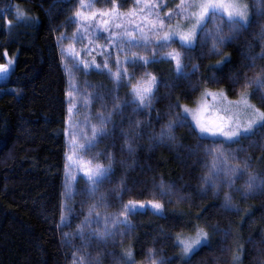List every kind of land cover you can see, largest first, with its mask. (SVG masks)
Instances as JSON below:
<instances>
[{"label":"trees","instance_id":"16d2710c","mask_svg":"<svg viewBox=\"0 0 264 264\" xmlns=\"http://www.w3.org/2000/svg\"><path fill=\"white\" fill-rule=\"evenodd\" d=\"M159 1L153 0L160 5ZM245 1L251 13L248 27L221 48L220 55L206 48L203 56L198 50L193 59H186L189 73L193 64L199 65L194 75L177 80L169 63L147 67L158 80L173 86L160 87L150 108L135 114L126 108L122 117H113L115 130L85 155L105 167L109 163L105 157H110L109 178L95 196H89L83 184L76 182L69 200L64 188L67 78L58 39L62 33L67 36L71 32V20L75 18L72 0H0V64H5V51L15 60L8 77L0 81V264H80L81 257L83 264H129L130 260L151 264L150 249L169 264H183L180 250L174 247L175 236L193 235L194 225L204 228L208 241L191 256L190 264H264V191H249L246 186L249 176L264 180V129L238 144L224 145L225 155L234 157L227 160V165L244 173L231 188L218 184L211 189L202 183L208 175L206 164L213 160L206 155L213 147L211 141L201 140L188 126L174 129L175 140L158 139L180 111L170 105L179 99L181 104L192 106L204 88L223 91L229 100L245 92L256 108L264 111V89L257 90L255 83L244 87L257 74L264 78V59L259 58L264 47L259 37L264 27V0ZM110 2L96 0V5L98 9H110ZM115 3L122 13L131 9L130 0ZM177 3H167L159 12L161 18H166L169 9L174 11ZM17 12L24 15L18 17ZM113 25L112 31L123 30H115ZM133 26L123 19V27ZM92 31L95 33L94 28ZM101 34L108 36L103 29ZM96 43L104 45L106 41ZM87 44V39L80 43L81 57ZM93 56L97 62L102 59L96 53L85 58ZM253 56L257 57L255 61ZM129 72L139 78L143 70L129 68ZM78 77L88 94H107L115 88L107 74L79 72ZM214 79L218 83H213ZM129 92L130 85L122 84L113 94L125 102L130 99ZM106 103L102 108L99 101H94L91 116L111 110L110 96L106 95ZM130 119L141 122L132 136L131 153L124 143V134L132 132ZM108 128L112 129V124ZM162 191H170V195L161 197ZM225 193L232 198L228 209L224 207ZM153 199L164 205L163 217L146 210L128 216L130 228L119 229L123 235L97 239L91 233L102 232L101 225L85 228L84 239L78 235V226L93 205H101L93 213L104 217L118 213L129 200L142 201L150 208L148 201ZM62 206L72 209L70 214L63 213V224ZM129 250L131 258L127 256Z\"/></svg>","mask_w":264,"mask_h":264},{"label":"snow or ice","instance_id":"6c2138e0","mask_svg":"<svg viewBox=\"0 0 264 264\" xmlns=\"http://www.w3.org/2000/svg\"><path fill=\"white\" fill-rule=\"evenodd\" d=\"M96 0H78L74 19L71 23L76 25L77 31L72 37H66L63 33L58 39V44H62L64 40L70 39L82 43L85 39L88 44L84 45V57L71 44L67 49H61L62 59L68 57L71 60V67L65 65V70L69 73V88L71 91L67 93L72 97L70 105L72 107L77 103L76 97L79 96L83 106L87 109L91 108L94 101H99L102 108L107 107L106 95L112 99V108L106 113H101L96 118V123L91 124L88 136H84L83 143L77 142V133L73 132L71 138V146L73 155L67 156L69 161H73L72 165L83 170L86 178V191L89 196H95L100 186L109 178L111 171V158L108 159V166L97 160L95 163L91 159L85 160L83 157L91 153L101 139L109 137L115 130L116 125L113 123L114 116H123L126 108H131L133 114L148 109L152 105V101L160 87H172L173 85L167 81L158 80L157 76L147 71L149 65L158 63H169L173 65L176 79H185L190 75H194L199 65H192V72L186 71L185 60L193 59V54L199 50L200 56L205 54V49L209 48L214 55H220V49L225 47L236 35L245 30L249 23V10L246 4L238 3L237 0H179L175 5V10L169 9L166 18H161L157 10L161 5L156 4L153 0H135V6L127 13H122L119 6L112 0L110 9H97L95 7ZM137 10L141 17V23H135ZM24 14L17 12L18 17ZM151 17V19H149ZM179 18L175 24L174 19ZM131 18V19H129ZM123 19H128L131 28L123 27ZM23 22L27 23L25 19ZM115 24L117 29L123 28L121 32L111 30V26ZM211 24V27H209ZM103 31L108 32V36L101 34L100 27ZM95 29L93 33L92 29ZM83 29V31H81ZM259 37L264 41V27L261 28ZM104 39L106 43L102 46L97 45V41ZM136 49V50H134ZM139 50V51H137ZM143 53H150L141 54ZM96 53L102 57L97 62L95 56L91 60L85 57L89 54ZM115 54V59H113ZM4 55L7 57V52ZM121 55L123 60H121ZM257 57L253 56L255 61ZM259 58L264 59V47H262ZM219 63V62H218ZM13 64L12 59H8L7 64H0V76L7 77L9 67ZM110 65H114L115 70ZM129 68H140L143 70L142 75L136 78L134 72H129ZM90 71H96L98 74H107L114 82L115 88L109 90L107 94L95 92L92 94L81 93L75 83L74 74L83 72L87 75ZM264 73V67L261 68ZM213 83H218L215 79ZM234 83H240L234 80ZM255 83L257 90L264 89V78L257 74V78L253 81H246L244 87ZM122 84L130 85V99L121 102L118 95L113 93L118 91ZM211 97L213 101L218 99H227L223 91L213 92L208 88L201 90L200 97L194 101L195 108L181 104L177 99L175 104L170 105L173 109H180L175 113V119H170L167 125L159 133L158 139L163 141L175 140L172 134L178 126H188L201 140L211 138L212 149H208L206 155L212 156L213 160L210 165L206 164L208 175L202 178V183L208 188L216 189L218 184H226L231 188L235 179L243 176V171L237 167L227 165V160L231 157L225 155L224 145L238 144L241 139L254 135L257 131L264 129V111L256 108L249 102L248 95L242 92L235 102L234 107L237 111L228 115L231 108H225V115H216L208 117L209 104L207 98ZM264 100V96H261ZM233 104V102H229ZM69 111H72L70 107ZM190 117V119H189ZM139 120H129V126L132 129L131 134H124V143L131 153L134 151L132 145V136L136 135L135 129L140 125ZM112 124V129L108 125ZM156 139V137H150ZM219 148V152L214 149ZM81 153L83 155H81ZM75 156V160H73ZM223 177V179H222ZM123 183V181H121ZM249 191H264V180H259L256 176H249L246 181ZM161 189L164 185L161 184ZM74 193H68L67 198L70 200ZM170 195L169 192L162 191L161 197ZM105 197L101 196L100 200L105 201ZM226 209L231 206V196L225 193ZM147 208L142 201L129 200L126 204L121 205V209L115 215H105L101 219L97 212L94 218L93 212L100 204L93 205L89 209L88 216L78 226V235L84 239V229L89 228L91 224H103L102 232L91 233L97 239H107L115 237L117 234L123 235L124 232L119 231L120 226L124 229L130 228L128 216L151 210L154 215L163 217L164 205L157 199L149 200ZM103 207H108L107 203H103ZM69 214L72 212L70 207L62 206L61 223H65L64 212ZM119 217H124L120 219ZM199 219V217H197ZM111 226V227H110ZM194 234L185 236L183 233H177L175 236L174 247L180 250V259L183 264H190L191 256L207 244L208 233L199 225H194ZM67 235V234H65ZM151 264H169V261L158 256L154 250H149ZM75 255V254H74ZM127 256L131 258L132 253L129 250ZM84 257L80 258V264H83ZM129 264H135L134 260H130Z\"/></svg>","mask_w":264,"mask_h":264},{"label":"rangeland","instance_id":"374dc122","mask_svg":"<svg viewBox=\"0 0 264 264\" xmlns=\"http://www.w3.org/2000/svg\"><path fill=\"white\" fill-rule=\"evenodd\" d=\"M111 4H112V0H110ZM164 0L159 1V4L161 5V7H159L158 11L160 12L162 9H165L164 7L166 6L167 3H176V1L178 2L179 0H168L165 3H163ZM238 3L241 4H246L248 6V3L245 0H237ZM131 3V9L135 6V0H130ZM72 4L74 6V12L76 11V7L78 5V0H72ZM95 7L98 9L97 5L95 4ZM101 9V8H99ZM248 10H249V20H250V9L248 6ZM149 19H151V17H149ZM178 19H176V21H173V24H175L177 22ZM141 17L139 14V10H137V17L135 18V23H141ZM98 27H100V29H103L102 25H97ZM114 29L116 30L117 28L115 27V24L113 25ZM77 31L76 29V25L71 23V32L69 35H67L66 37H72L73 34ZM81 31H83V29H81ZM72 45L77 51L81 52V47H80V43L76 42L74 40H70V39H66L63 41L62 44H59V48H60V54H61V49L65 48L67 49L69 45ZM98 46H102L101 44H97ZM98 55V54H97ZM5 64H7L8 59H10L8 56H5ZM13 60V64L9 67V71L12 70V68H14V63L15 60L14 58H11ZM92 58H90L89 60H91ZM113 59H115V54ZM121 60H123V56L121 55ZM61 61L65 70V65H68L69 68L71 67V60L68 57H65L64 59H62L61 56ZM66 72V78H67V93L69 91H71V89L69 88V73L65 70ZM82 74H84L83 72H81ZM9 75V74H8ZM79 72H76L74 74V78H75V83L77 85V87L79 88L81 93H86V89L85 87H83L81 84H79ZM8 77V76H7ZM7 77L4 76H0V81L5 80ZM213 92H217V91H213ZM219 92V91H218ZM200 97V96H199ZM239 96L234 99V100H229L228 98L225 99H218L216 101H213L211 99V97L207 98L208 104H209V113H207L208 117H214L216 115H225L224 109L225 108H231V112L228 113V115H231L232 113L237 111V108L234 107L235 102L238 100ZM249 102L254 105L250 98L248 97ZM70 100H72V97L67 95V102H68V112H67V123H66V131H65V138H66V155H65V192L66 193H70L73 192V190L75 189V184L76 182H80L81 184H83V188H86V178H85V174L83 172V170H81L78 167L75 166H70L66 168V165H72L73 161H69L67 159V156L69 155H73V151H72V146H71V138H72V134L73 132L77 133V142L78 143H83L84 140L81 137V133L84 134V136H88L91 134L90 132V126L93 123H96V118L98 115H94L91 116V109H92V105L90 109H87L83 106V103L81 101V98L79 96L76 97L77 103L75 104L74 107H72V105H70ZM229 102H233V104H229ZM255 106V105H254ZM70 107L72 108V111L70 112L69 109ZM190 108H195L196 104L189 106ZM256 107V106H255ZM190 119V117H189ZM198 136V135H197ZM205 140H209L211 141V138L205 139ZM81 155H83L81 153ZM85 160H88L85 158V155L83 157ZM73 160H75V156H73ZM96 213H93V216L91 218L95 217ZM101 219H103V216H101ZM99 225H101V227L103 226V224H91V226H93V229L97 228ZM263 238H264V233H263Z\"/></svg>","mask_w":264,"mask_h":264}]
</instances>
